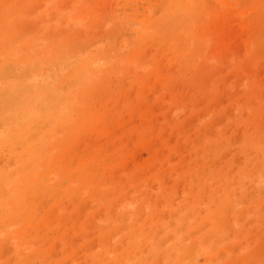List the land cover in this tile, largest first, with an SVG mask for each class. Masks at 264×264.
Returning <instances> with one entry per match:
<instances>
[{"label": "rangeland", "instance_id": "obj_1", "mask_svg": "<svg viewBox=\"0 0 264 264\" xmlns=\"http://www.w3.org/2000/svg\"><path fill=\"white\" fill-rule=\"evenodd\" d=\"M199 1L190 12L184 7L192 0H0L2 193L20 195L19 181L37 165L28 160L29 145L18 143L20 135L32 137L35 149L61 151L56 143L74 131L85 93L96 117L108 112L100 122L108 129L77 135L78 154L60 157L62 165L76 168L79 156L89 159L80 154L88 142L123 165L113 164L104 176L105 194L83 196L74 207L64 195L55 204L48 198L37 204L38 214L50 209L58 220L39 225L37 236L25 234L27 259L13 238L24 221L12 199L0 202V219L12 216L0 228V264L62 258L64 264H94L98 255L107 258L96 239L99 229L118 228L124 219L133 227L123 232L122 244L150 253L136 252L118 264L151 263L160 238L169 250L158 261L171 264L186 245L199 250L212 226L207 217L226 196L232 206L228 231L215 224V242L201 244L204 254L191 255L189 264H245L244 257L248 264H264V0ZM62 114L67 118L56 125ZM143 125L150 134L140 138ZM60 167L40 169L51 186L61 180ZM157 167L160 178H152ZM66 184L75 189L79 182L72 176ZM38 194L36 202L43 198ZM155 210L163 213L160 222L150 219ZM63 219L76 229L59 242ZM79 222L85 225L77 229ZM84 236L90 238L85 246ZM121 239L117 230L110 243Z\"/></svg>", "mask_w": 264, "mask_h": 264}, {"label": "bare ground", "instance_id": "obj_2", "mask_svg": "<svg viewBox=\"0 0 264 264\" xmlns=\"http://www.w3.org/2000/svg\"><path fill=\"white\" fill-rule=\"evenodd\" d=\"M192 2H193V0H192ZM199 2L200 1L197 0L195 3L194 2L192 4L189 3L188 5H186L184 7V9L186 11L191 12L193 10V8L197 7ZM175 3H176L175 7H177V9L182 7V5L177 4V2H175ZM196 18H197V21H200L199 15H196ZM198 32H199V27L197 28V32L194 34L197 35ZM9 33L11 35L14 34L11 32H9ZM142 80L143 79H141L140 82ZM70 85H72V84H70ZM83 97L85 99L86 105L84 107H82L81 110H79V112L82 113V115L79 118V121L73 122L71 124V126H72L71 129L74 131L72 132V134H70L69 136H67L64 139H61L59 142L56 143L57 146L58 145L61 146V148H62L61 151L54 153V154H49L47 152L48 147L46 145H43L42 147H40L41 149L37 148V147L35 149L33 147L37 146V143H34V145H33L32 144L33 143L32 137L25 135V134L20 135V137L17 140L18 143L23 142L26 147H27V145H29L28 149H27L28 155H29L28 160L32 163L37 164V165H35V167H32V175L30 176V178H27L26 180H20L19 181V188L22 189L23 192L20 195L4 194V193H2V190L0 189V202L6 201L7 199H12L14 201V204H15V209L19 211L18 216L24 221V225H23L22 229L13 233V236H14L13 238H15L19 241L18 246H20V253L24 256V259H27L30 257L29 254H26V252H24V250H25L24 246H27L29 243V240L25 238L26 237L25 234L28 232H34V234L37 236V235H39V231L37 233L39 225H42L45 227H51L52 223H54L58 220V217H56L54 212H52L50 209H47L44 212L38 214L37 209H36L37 204L43 203V200H44V202H48V201H45L46 200L45 198H48V200L51 201L52 204H55V203L59 202L60 199L63 198V195H64V196H67V198L69 199V202H70L69 204L71 206L73 205V207H74L76 204V201L78 199L82 198L83 196H85V197H96L99 193L105 194V192L101 191L100 188H101V186H103V180L105 178L104 176L110 174L111 169L113 168L112 167L113 164H115L116 167L121 166L120 168L121 169L123 168V165L119 161L120 157H114V156H113L114 158L113 157H107V156H105V148H103L101 150H95L96 149L95 146H92V144L89 142H88V144L85 143L82 151H80V154L85 156V157H89L91 155V157L89 159L82 160L81 156H79L80 158L77 160V167L76 168H72V166H71L72 164H68V165L63 164L62 165V161H61L60 157L65 156V155H70V153L73 154L74 156L75 155L77 156L78 153L75 152V150H77V149H75V145L73 144L75 137L77 135H79L81 133H85V132H87L89 130H93V129L94 130L97 129V130L102 131V132H105L108 129V127L105 124L100 123L103 119L108 118V116H107L108 112H103L104 116H102L100 118L96 117V114L91 112L92 105L89 106L88 94L87 93L83 94ZM67 105H69V103H67ZM66 108L70 109L69 107H66ZM66 118H67L66 114H62L61 116H58L55 119V124L58 125V123L64 121ZM25 119L27 120L28 124H30L32 122L27 117V115L25 116ZM148 134H150V132L148 131V128L144 126L141 129L140 138H143V136L145 137ZM99 140H101L100 137H99ZM8 143L9 142H5L4 144L8 145ZM105 144L106 143L104 142V143H102V145H99V147H103V146H105ZM160 150H161V148H160ZM140 151H139V155H140ZM43 152H45V154H43ZM87 153L89 154V156L88 155L86 156ZM44 157H46V159H44ZM153 157H154V161H156L155 155ZM220 157H221V155H220ZM135 158H137V155ZM221 158H223V157H221ZM107 160H109V162H107ZM98 162L102 163L101 172H98V170L96 168V165ZM126 164L129 165L130 163H126ZM149 164H147V165H140L139 164L137 166H140L147 171V170H149V167H148ZM57 167L58 168L60 167L61 180L57 181L53 186H51L48 182V179H46L44 172L40 171V169L43 168V170H45L47 168L50 169V168H57ZM117 171H118V169H117ZM159 173H160V168L157 167L156 170L149 175L152 178H160ZM72 176L75 177L79 182L78 186L75 189L70 188L66 184V182H68L70 177H72ZM110 179H111V177H110ZM117 186H120V183L116 184V187ZM37 193H39L38 196L40 198L43 197L42 199H40V202H36V199L33 198ZM106 193H107V191H106ZM67 194H69V195H67ZM32 198H33V200H32ZM36 198H38V197H36ZM228 198H229V196H226L223 199H220L217 203L218 207H217L216 211L213 213L212 216L207 217L210 224L212 222V226H210V229H208L205 233L202 234V237L198 241L199 242L198 243L199 250L193 249V246H192L193 244L186 245L185 247H183V251L178 256H176L177 260L171 264H189L190 259H192L191 255L195 256L197 253L204 254L202 252V251H204V249L202 248L201 244L212 245L215 242L213 238H215L218 234L217 228L214 227L215 224H217L219 228L222 227L228 231V223L230 221L229 216H230V212L232 213V206L229 205ZM27 212L29 213V215L33 214L34 216H36V219L34 221L28 220L27 217L29 215L27 214ZM99 212H100V210H99ZM162 214H163L162 211L159 213L158 211L155 210L154 212H152V214H150V219H155L156 222H160L159 220L162 217H164V216H162ZM194 214H195V211L190 213L189 217L194 216ZM70 215L71 214L68 213L65 216L69 218ZM169 216H171V213H169ZM242 216H243V214H242ZM22 217H24V218H22ZM68 218H66V219H68ZM11 219H12L11 215L4 214L3 218L0 219V228L4 225H7ZM62 222H63V227H64V230L62 231L63 233H61L60 235H58L56 237V239H58L57 241H59V242H61L64 239V237L67 236V233L69 231H75V229H76L75 226H73L71 223H68L69 221H66L65 219H63ZM213 222H215V223H213ZM84 225H85V223L79 222L78 223L79 227L77 229L83 228ZM160 225L161 224L158 223L155 227L160 226ZM132 227H133V225L132 224H129V225L126 224V221L124 219L122 221V226H120L118 228H114V229L110 228L107 230L104 228L99 229L101 234L97 235L96 239H97V242L101 243V245L103 246V248L105 250V254L107 255V258L104 259V257L102 255H98L96 257L94 264H118L120 261H125V262L129 261L131 256L134 255L136 252H141L143 254H149L150 251L147 247L144 248L142 246H136L134 243L128 244L126 246L122 244L125 241V239H123V236L125 233H123V232L126 230V228L130 229ZM136 229L138 230L139 227ZM117 230H120V234L122 236V239H121L119 245H117V244L114 245V244L110 243L111 242V236L114 235V233H116ZM134 231L135 230H133V232ZM80 235H81V233H80ZM87 235H88V233H87ZM151 235H152L151 232L147 233L144 237V240L146 238H151ZM89 236H90V234H89ZM132 238L135 239V236ZM88 239L90 240L89 237H88ZM10 240H11V238H10ZM68 240H69V238H68ZM89 240H87V237L84 236L83 245L85 246V244L88 243ZM163 240H164L163 238L159 239L158 251L156 252V254H154L155 257H154L153 261L149 264H160L158 261V259H160L159 256L161 254H163L166 250H169V249H164L162 247ZM66 241H67V239H66ZM193 243H195V242H193ZM55 245L57 247V244H55ZM195 246H197V245H195ZM68 247H69V244H68ZM170 248H172V247H170ZM207 248H210V250L212 249V247H210V246H207ZM82 249H83V247H82ZM51 250H52V248H51ZM3 251L5 252L4 249H3ZM234 251L236 252L235 249H234ZM4 252H2V253H4ZM53 252H55V251H53ZM69 252L72 254V253H75L76 251L74 252L73 249H70ZM34 253H36V251H34ZM66 253H68V252H66ZM40 255L44 259V262H46V263L49 262L50 256H49V250L48 249L43 248L40 251ZM171 256H172V254H171ZM62 260H63V258L62 259H55L52 262V264H64V263H62ZM100 260H103L104 262L101 263ZM198 261H199V259H198ZM231 261L232 262H230L228 264H235V262L239 261V260H236V261L231 260ZM241 261L244 262L245 264H248L250 262V258L244 257V258H242Z\"/></svg>", "mask_w": 264, "mask_h": 264}]
</instances>
